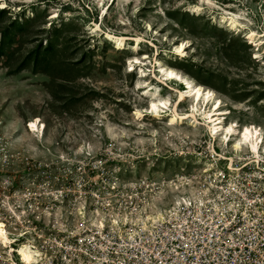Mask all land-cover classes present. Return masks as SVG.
<instances>
[{
    "label": "rangeland",
    "instance_id": "1",
    "mask_svg": "<svg viewBox=\"0 0 264 264\" xmlns=\"http://www.w3.org/2000/svg\"><path fill=\"white\" fill-rule=\"evenodd\" d=\"M196 5L201 15L187 11ZM232 16L235 32L224 21ZM97 24L104 33L141 35L157 48H118ZM251 30L259 37L250 38ZM183 40L190 45L177 56ZM143 53L150 64L158 58L211 89L229 111L227 122L264 130V0H0V153L10 158L9 173L23 177L26 205H99L92 194L107 192L115 180L118 198L106 194L112 205H145L169 191L161 189L164 178H192L207 165L200 154L211 143L204 127L134 115L146 109L152 88L139 89V82L159 85L172 103L178 95L159 84L160 73L156 80L132 72L130 59ZM38 117L43 135L27 126ZM97 159L108 174L81 178L78 164L95 169ZM145 177L150 185L138 188Z\"/></svg>",
    "mask_w": 264,
    "mask_h": 264
},
{
    "label": "built area",
    "instance_id": "2",
    "mask_svg": "<svg viewBox=\"0 0 264 264\" xmlns=\"http://www.w3.org/2000/svg\"><path fill=\"white\" fill-rule=\"evenodd\" d=\"M204 153L203 169L164 178L161 189L172 195L150 206L112 205L106 194L118 198L116 180L92 194L99 205H26L23 177L9 173L10 158L0 153V223L8 237H0V264H264L263 151L228 152L231 161L210 143ZM93 166L80 162L81 178L108 174L101 159ZM179 186L187 192L176 196L170 189ZM157 209L163 216L148 218Z\"/></svg>",
    "mask_w": 264,
    "mask_h": 264
},
{
    "label": "bare ground",
    "instance_id": "3",
    "mask_svg": "<svg viewBox=\"0 0 264 264\" xmlns=\"http://www.w3.org/2000/svg\"><path fill=\"white\" fill-rule=\"evenodd\" d=\"M123 1L126 5H129L132 2H136V4L138 5L140 0ZM5 7H7L6 3L3 2L1 8ZM187 11L194 12L197 15H201L202 7L201 5H196L193 9ZM106 15L104 14V16ZM56 17L57 15L52 16V18ZM224 21H229L231 28H237L238 21L236 20L235 16L229 18L224 17ZM148 29L151 30V26H149ZM97 30L104 33L101 25L97 24ZM240 32L242 31L240 30ZM248 33L250 34V38L252 39H256L259 37V34H257L254 30L249 31ZM104 34L107 37L116 41L118 48L127 46L129 41H134V47L132 49L134 53H140L142 43H147L148 45H150V47L157 48V45L155 43L149 42L145 39V37L141 35L118 34L112 31H106ZM261 44H263V41L259 43V46ZM189 45L190 42L186 40L179 42L175 46L174 53L177 56L184 55ZM158 54L159 52H156V55ZM149 59L150 56L148 55V53H143L141 56L136 55L132 57L129 61V66H131L132 72L137 65H140L142 77L148 74L147 72L144 73L145 70H148V67L155 68L156 72L158 70V72L161 74L159 84H168L169 82H176L177 84L175 85L171 84L172 86L169 90L172 92H177L178 95L176 101L172 103L171 98L160 96L161 94L158 92L160 89L159 85H154L151 82H147L148 80L139 82V89H142V87L145 86H151L152 88L151 90H148L145 94L149 97V102L146 109H137L134 112V115L137 119L143 120L146 116L149 115L155 118H159L161 120L168 119L167 125L172 126L174 128H177L176 126H178L179 124H184L185 121H188V125H191L194 129H197L198 125H200L206 130V134H204L203 136H208V138L211 140V143H218V145H220L222 149L226 151V154H222V157L225 160L233 161L234 157L232 155H229L230 152L238 153V155L241 156L243 155V152L247 151V149H250L253 153L256 154V157H259L262 151L264 153V135L262 134V130H260L257 126H254L253 124L240 125L236 120L227 122V114L229 113V111L223 108L222 101L219 98H215L214 92L211 89L206 88L203 84L183 74L176 68L172 66H165L158 58H156V60L154 61V65L150 64ZM144 67L147 68L144 69ZM178 81L183 82V84H185L186 91H179L180 89ZM147 83H149V85H147ZM186 101L190 102L189 109L185 112H181L180 107L182 103ZM200 114L203 115L202 118L199 117ZM42 123L43 122L38 117L34 120H31L30 124H27V126L30 132L40 131L43 135L44 129L46 127L45 124ZM32 125H35V127H32ZM42 129L43 131H41ZM109 130L113 135H116L112 127H109ZM191 135L197 136V132H193ZM186 137L188 136L186 135ZM187 188L188 187L179 186L177 188L170 189V191L174 195L178 196V194H185L187 192ZM192 193L193 195L196 194L194 191H192ZM166 196V192H162L159 196L155 198L153 202L151 201L149 203H146L145 205H155L157 204V202H160L165 199ZM148 215V218L157 219L161 218L163 216V213L162 211L157 209L155 213ZM3 236L6 241H8V237L5 236L4 225L0 223V237ZM25 248L23 249L24 252Z\"/></svg>",
    "mask_w": 264,
    "mask_h": 264
},
{
    "label": "trees",
    "instance_id": "4",
    "mask_svg": "<svg viewBox=\"0 0 264 264\" xmlns=\"http://www.w3.org/2000/svg\"><path fill=\"white\" fill-rule=\"evenodd\" d=\"M47 49L49 50V49H52V45L50 44L48 47H47Z\"/></svg>",
    "mask_w": 264,
    "mask_h": 264
},
{
    "label": "snow or ice",
    "instance_id": "5",
    "mask_svg": "<svg viewBox=\"0 0 264 264\" xmlns=\"http://www.w3.org/2000/svg\"><path fill=\"white\" fill-rule=\"evenodd\" d=\"M32 127H35V125H32Z\"/></svg>",
    "mask_w": 264,
    "mask_h": 264
}]
</instances>
